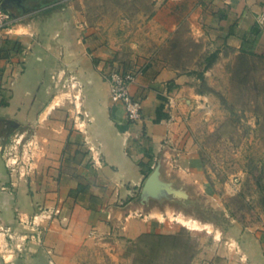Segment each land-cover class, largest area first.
Masks as SVG:
<instances>
[{"label": "crops", "instance_id": "crops-1", "mask_svg": "<svg viewBox=\"0 0 264 264\" xmlns=\"http://www.w3.org/2000/svg\"><path fill=\"white\" fill-rule=\"evenodd\" d=\"M61 1H1L23 19L12 30L0 31V121L25 124L43 116L47 77L63 62L73 69L75 79L84 82L81 110H77L81 113L61 137L58 160L41 161L56 167L31 169L27 164L35 162L30 158L10 161L0 152V241L23 247L21 258L10 255V264L117 260L132 241L157 228L148 199H139L157 160L179 165L187 159L186 169L200 164L179 149L184 147L179 137L183 119L197 107L196 101L211 98L210 92L200 93L191 85L201 78L175 65L161 68L147 81L140 75L130 91L143 100V119L129 123L124 107L111 101L110 85L102 80L101 63H93L88 39L79 35L78 26L68 27L67 19L75 13L67 16L54 9ZM164 1V18L176 19L177 9L189 0L157 4ZM200 8L208 14L199 36L215 41L217 60L224 56L220 41L235 55H264V0H203ZM211 68L203 72L205 77L211 75ZM93 81H101V90L94 88ZM208 84L213 87L211 79ZM21 131L43 129L34 123ZM80 143L86 146L83 153ZM19 160L25 164L20 170L10 166ZM163 172L160 178L171 179ZM24 228L30 231L22 234ZM248 244L243 245L240 264H264L263 241Z\"/></svg>", "mask_w": 264, "mask_h": 264}, {"label": "rangeland", "instance_id": "rangeland-1", "mask_svg": "<svg viewBox=\"0 0 264 264\" xmlns=\"http://www.w3.org/2000/svg\"><path fill=\"white\" fill-rule=\"evenodd\" d=\"M157 2L62 0L54 6L67 16L75 13L73 19L65 18L71 21L68 27L78 26L79 35L88 39L93 63H101L105 82L106 73L114 69L136 72L147 81L169 65L195 71L198 76L212 67L204 80L208 87L212 80L210 88L216 94L211 93L210 100L196 101L197 107L183 119L179 137L184 146L179 149L200 164L186 169L187 159L179 165L159 159L152 169H162L171 179L161 181L184 195L163 190L157 197L150 196L147 208L153 211V221H158L156 230L132 241L109 264H240L243 245L257 243L259 238L264 244V55H235L220 41L224 56L205 70L217 44L199 36L200 24L208 14L201 11L203 0H189L183 9H177L176 19H165L166 2L160 6ZM50 70L43 116L25 124L0 121V152L10 161L30 158L35 163L27 167L35 170L56 167L41 161L58 160L61 137L81 113L77 110H81L83 80L75 79L65 62ZM92 83L101 90V81ZM191 85L197 91L203 89L202 81ZM200 102L205 105L199 106ZM34 123L43 131H21ZM80 145L81 153L85 152L86 146ZM13 165L16 170L25 166L20 160ZM179 217L192 220L197 228L184 226ZM26 231L30 229L21 232ZM159 234L175 237L167 239ZM22 250V246L14 248L0 241V257L5 254L0 264H10L13 254L21 258Z\"/></svg>", "mask_w": 264, "mask_h": 264}, {"label": "built area", "instance_id": "built-area-1", "mask_svg": "<svg viewBox=\"0 0 264 264\" xmlns=\"http://www.w3.org/2000/svg\"><path fill=\"white\" fill-rule=\"evenodd\" d=\"M0 0V31L12 30L23 19V16L14 15L11 10L2 5ZM110 85V98L115 104L124 107L125 117L131 124H137L143 119V100L130 91L139 75L128 70H111L105 76Z\"/></svg>", "mask_w": 264, "mask_h": 264}, {"label": "water", "instance_id": "water-1", "mask_svg": "<svg viewBox=\"0 0 264 264\" xmlns=\"http://www.w3.org/2000/svg\"><path fill=\"white\" fill-rule=\"evenodd\" d=\"M2 5L7 7L5 2ZM163 190L174 195H184L183 192L173 189L169 183L161 181L159 169L156 168L144 182L142 197L144 200H147L150 196L157 197Z\"/></svg>", "mask_w": 264, "mask_h": 264}, {"label": "trees", "instance_id": "trees-1", "mask_svg": "<svg viewBox=\"0 0 264 264\" xmlns=\"http://www.w3.org/2000/svg\"><path fill=\"white\" fill-rule=\"evenodd\" d=\"M241 55H245V54H241ZM218 57V53L214 52L210 55V57H208L206 65H205V70L208 69L217 59ZM199 77L202 80V85L201 87H203V89L199 90L200 93H215L214 91L211 90L210 87H208V85L206 84L205 80H204V73H200ZM216 94V93H215ZM83 188V187H82ZM158 237H163V238H167V239H173L175 236L174 235H165V234H159Z\"/></svg>", "mask_w": 264, "mask_h": 264}, {"label": "bare ground", "instance_id": "bare-ground-1", "mask_svg": "<svg viewBox=\"0 0 264 264\" xmlns=\"http://www.w3.org/2000/svg\"><path fill=\"white\" fill-rule=\"evenodd\" d=\"M179 216H181V215H179ZM178 221L181 222L184 226H186V227H188L190 229L197 228V225L192 220L185 219L183 217H179Z\"/></svg>", "mask_w": 264, "mask_h": 264}]
</instances>
